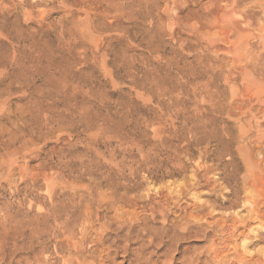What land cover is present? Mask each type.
I'll return each mask as SVG.
<instances>
[{
  "label": "rangeland",
  "instance_id": "1",
  "mask_svg": "<svg viewBox=\"0 0 264 264\" xmlns=\"http://www.w3.org/2000/svg\"><path fill=\"white\" fill-rule=\"evenodd\" d=\"M70 263L264 264V0H0V264Z\"/></svg>",
  "mask_w": 264,
  "mask_h": 264
},
{
  "label": "bare ground",
  "instance_id": "2",
  "mask_svg": "<svg viewBox=\"0 0 264 264\" xmlns=\"http://www.w3.org/2000/svg\"><path fill=\"white\" fill-rule=\"evenodd\" d=\"M174 185V184H173ZM183 188V187H182ZM181 188V189H182ZM178 196H179V194H177ZM202 205V204H201ZM117 213V212H116ZM135 214V213H134ZM196 221V220H195ZM92 224V223H91ZM101 227V226H100ZM202 227V226H201ZM119 234V233H118ZM107 236V235H106ZM109 239V238H108ZM107 239V240H108ZM101 241V240H100ZM101 242H103V241H101ZM219 243V242H218ZM74 247V249H75V245L73 246ZM77 247H79V246H77ZM29 250V249H28ZM77 250V249H76ZM80 251V250H79ZM76 252V251H75ZM81 253H82V251H81ZM80 254V253H79ZM79 254H75L77 257H80V260L81 259H83ZM79 255V256H78ZM174 256V255H173ZM75 257V256H74ZM83 260H85V259H83ZM263 260V259H262ZM77 262V261H76ZM94 262V261H93ZM132 262V261H131ZM68 263V262H67ZM75 263V262H74ZM74 263H70V264H74ZM77 264H79V263H77ZM85 264V263H84ZM96 264V263H95Z\"/></svg>",
  "mask_w": 264,
  "mask_h": 264
}]
</instances>
